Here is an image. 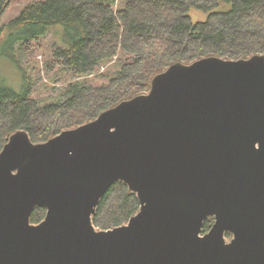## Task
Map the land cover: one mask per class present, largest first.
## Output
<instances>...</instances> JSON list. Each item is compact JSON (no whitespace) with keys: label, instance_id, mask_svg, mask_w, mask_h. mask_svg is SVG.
I'll return each mask as SVG.
<instances>
[{"label":"water","instance_id":"water-1","mask_svg":"<svg viewBox=\"0 0 264 264\" xmlns=\"http://www.w3.org/2000/svg\"><path fill=\"white\" fill-rule=\"evenodd\" d=\"M119 181L140 210L97 230ZM0 264H264V55L177 62L46 142L14 133L0 154Z\"/></svg>","mask_w":264,"mask_h":264},{"label":"trees","instance_id":"trees-1","mask_svg":"<svg viewBox=\"0 0 264 264\" xmlns=\"http://www.w3.org/2000/svg\"><path fill=\"white\" fill-rule=\"evenodd\" d=\"M10 0H0V18ZM44 0L29 4L7 25H0V43L17 65L23 88L4 84L0 73V154L18 130L43 143L65 130L97 119L121 102L146 94L154 77L177 62L191 64L217 56L227 60L264 55V0ZM203 14L205 19L195 16ZM51 32L60 39L51 62L73 73L61 100L40 104L23 65L24 53ZM35 43V45H32ZM118 70L95 82L107 62ZM93 75V76H90ZM83 77V78H82ZM140 210L137 195L122 181L101 199L93 224L110 230L128 224ZM46 211L36 208L31 222L40 223ZM213 220L204 222V232Z\"/></svg>","mask_w":264,"mask_h":264},{"label":"rangeland","instance_id":"rangeland-1","mask_svg":"<svg viewBox=\"0 0 264 264\" xmlns=\"http://www.w3.org/2000/svg\"><path fill=\"white\" fill-rule=\"evenodd\" d=\"M44 1V0H10L9 7L6 9L3 16L0 18V25L5 26L13 19L17 18L21 12L29 4ZM123 5V0H117L116 8H119ZM205 19L203 14L195 16L197 18ZM6 34L2 35L0 39L4 41ZM6 39V38H5ZM0 40V43L3 41ZM32 45H35L33 43ZM62 48V43L59 38L56 37L55 32H51L44 38L39 39L38 46H35L32 51L29 52H19V56H23V65L26 69L29 78L31 80V85L34 87V93L32 98L37 100L40 104H48L61 100V92L64 90V87L69 84L73 79H76L73 73L63 71L62 67L56 66L53 64H46L51 62L54 52ZM9 51L5 45L0 44V73L3 78L4 84L8 87H11L15 90H21L23 88V78L21 71L17 65L13 64L6 57ZM113 62H106L98 72H104L98 74V78L95 79V82L103 84L106 82V79L101 78L102 75L109 72H115L118 70L117 64L114 65ZM93 76V75H90ZM83 78V77H82ZM213 223H214V219ZM212 223V224H213ZM227 241H230V237L226 234Z\"/></svg>","mask_w":264,"mask_h":264},{"label":"flooded vegetation","instance_id":"flooded-vegetation-1","mask_svg":"<svg viewBox=\"0 0 264 264\" xmlns=\"http://www.w3.org/2000/svg\"><path fill=\"white\" fill-rule=\"evenodd\" d=\"M18 131H19V130H18ZM15 133H16V132H15ZM13 134H14V133H13ZM13 134H12V135H13ZM12 135H11V136H12ZM11 136H10V137H11ZM8 142H9V141H8ZM8 142H7V143H8ZM2 151H3V150H2ZM38 208H42V207H38ZM43 209H45V208H43ZM45 211L47 212L46 209H45ZM45 216H46V214H45ZM44 219H45V218H44ZM44 219H43V220H44ZM211 219H214V218L211 217ZM43 220H42V221H43ZM42 221H41V222H42ZM41 222H40V223H41ZM214 222H215V219H214ZM31 223H32V222H31ZM40 223L35 224V225H39ZM32 224H34V223H32ZM213 225H214V223L211 225V228H212ZM211 228H210V229H211ZM209 231H210V230H209ZM209 231H208V232H209ZM208 232H206V233H208ZM204 233H205V232H204ZM226 234H228V236L230 237V241H227V239H226V242L229 244V243H231L232 239H234V235H233L232 233H230V232H227ZM226 234H225V238H226Z\"/></svg>","mask_w":264,"mask_h":264}]
</instances>
